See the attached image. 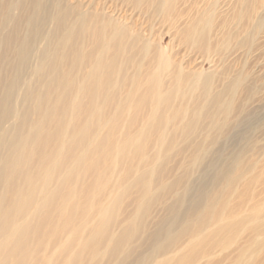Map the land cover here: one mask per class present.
Returning a JSON list of instances; mask_svg holds the SVG:
<instances>
[{
  "label": "bare ground",
  "instance_id": "obj_1",
  "mask_svg": "<svg viewBox=\"0 0 264 264\" xmlns=\"http://www.w3.org/2000/svg\"><path fill=\"white\" fill-rule=\"evenodd\" d=\"M93 1L94 10L0 0V264L80 262L102 234L95 220L105 226L117 205L113 176L123 161L146 160L152 139L161 152L182 109L173 108L175 90L185 99L201 85L212 140L236 131L231 183L264 173V0ZM105 13L165 14L175 39L211 71L185 76L180 67L166 84L171 61ZM108 187L111 202L94 219V199ZM220 197L201 215L198 244L175 264H190L238 226ZM253 219L258 236L263 224Z\"/></svg>",
  "mask_w": 264,
  "mask_h": 264
},
{
  "label": "rangeland",
  "instance_id": "obj_2",
  "mask_svg": "<svg viewBox=\"0 0 264 264\" xmlns=\"http://www.w3.org/2000/svg\"><path fill=\"white\" fill-rule=\"evenodd\" d=\"M54 1L62 5L82 3L94 10L93 0H48V3L53 6ZM105 14L131 26L134 35L152 43L154 52L157 48L164 59L171 61L172 67L165 71L166 84L176 82L175 73L180 67L185 76L194 71L201 76L211 71L210 64L201 59L194 61L191 49L175 39L165 14ZM128 85L126 82L123 92H129ZM175 91L173 108L182 109L166 130L168 139L161 152L156 154L158 143L152 139L146 148V160L123 161L113 176L120 183L111 219L105 226L95 220L94 231L102 228V234L94 247L87 246L82 251L77 264H175L178 256L198 244L194 241V230L216 194L222 196L221 202H228L226 219L238 222V226L230 234L220 236L223 243L206 246V253L190 264H235L242 258L246 264H264V230L256 236L253 222V217H259L264 229V173L244 175L231 183L239 151L236 131L227 140H212L206 129L201 85L194 96L185 99L180 90ZM173 112L163 110L169 116ZM130 165L132 169L127 170ZM147 183L150 188L146 194ZM108 188L94 199V219L98 210L111 202L107 196L111 187ZM90 230L85 231V238L91 234Z\"/></svg>",
  "mask_w": 264,
  "mask_h": 264
}]
</instances>
